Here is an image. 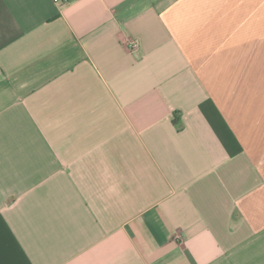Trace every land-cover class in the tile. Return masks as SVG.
Instances as JSON below:
<instances>
[{"label": "crops", "instance_id": "0c3cea01", "mask_svg": "<svg viewBox=\"0 0 264 264\" xmlns=\"http://www.w3.org/2000/svg\"><path fill=\"white\" fill-rule=\"evenodd\" d=\"M0 264H264V0H0Z\"/></svg>", "mask_w": 264, "mask_h": 264}, {"label": "built area", "instance_id": "2783aa9c", "mask_svg": "<svg viewBox=\"0 0 264 264\" xmlns=\"http://www.w3.org/2000/svg\"><path fill=\"white\" fill-rule=\"evenodd\" d=\"M53 1H55L56 3H67L70 0H53ZM130 47H131L132 50H136L138 48V43L137 42H132Z\"/></svg>", "mask_w": 264, "mask_h": 264}, {"label": "trees", "instance_id": "16d2710c", "mask_svg": "<svg viewBox=\"0 0 264 264\" xmlns=\"http://www.w3.org/2000/svg\"><path fill=\"white\" fill-rule=\"evenodd\" d=\"M175 124H176V126H179V122L177 120H176Z\"/></svg>", "mask_w": 264, "mask_h": 264}]
</instances>
